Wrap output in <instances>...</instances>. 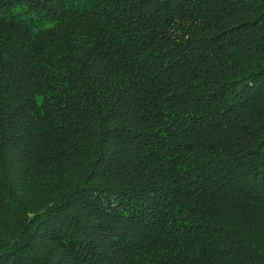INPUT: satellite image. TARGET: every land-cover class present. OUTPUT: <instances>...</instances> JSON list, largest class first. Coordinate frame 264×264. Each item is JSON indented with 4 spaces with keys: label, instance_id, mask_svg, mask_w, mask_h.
I'll return each instance as SVG.
<instances>
[{
    "label": "trees",
    "instance_id": "trees-1",
    "mask_svg": "<svg viewBox=\"0 0 264 264\" xmlns=\"http://www.w3.org/2000/svg\"><path fill=\"white\" fill-rule=\"evenodd\" d=\"M0 264H264V0H0Z\"/></svg>",
    "mask_w": 264,
    "mask_h": 264
}]
</instances>
